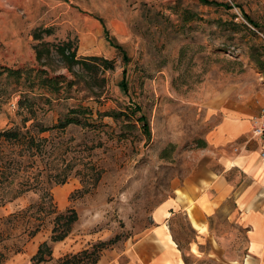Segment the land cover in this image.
<instances>
[{"label":"rangeland","instance_id":"rangeland-1","mask_svg":"<svg viewBox=\"0 0 264 264\" xmlns=\"http://www.w3.org/2000/svg\"><path fill=\"white\" fill-rule=\"evenodd\" d=\"M213 1L230 8L199 0H0V64L40 67L32 35L46 28L51 33L39 41L71 40L78 57L114 63L98 72L101 83L57 58L40 67L68 82L69 91L26 125L36 119L51 127L71 107L91 113L79 115L82 124L43 132L29 126L27 139H0V264H59L97 243L104 246L95 264H128L132 244L167 207L171 180L213 151L205 135L223 112L257 111L264 97V0ZM100 19L127 62L106 40ZM16 99L2 106L0 129L19 124ZM109 111L115 116H101ZM68 209L77 220L52 241L53 217ZM168 223L182 244L192 237L181 214ZM43 242L51 254L35 262Z\"/></svg>","mask_w":264,"mask_h":264},{"label":"crops","instance_id":"crops-1","mask_svg":"<svg viewBox=\"0 0 264 264\" xmlns=\"http://www.w3.org/2000/svg\"><path fill=\"white\" fill-rule=\"evenodd\" d=\"M263 103L223 112L205 135L213 151L171 180L167 207L132 244L128 264H264V142L250 132ZM176 214L192 232L185 244L168 223Z\"/></svg>","mask_w":264,"mask_h":264},{"label":"trees","instance_id":"trees-1","mask_svg":"<svg viewBox=\"0 0 264 264\" xmlns=\"http://www.w3.org/2000/svg\"><path fill=\"white\" fill-rule=\"evenodd\" d=\"M204 4L222 5L230 8L227 3H217L213 0H199ZM245 19L252 26L259 28L258 24L251 19L245 12H243ZM103 26V31L106 40L111 46L116 48L121 55L123 62H127L128 58L126 51L122 45L116 43L109 35L108 30L104 25L103 19H100ZM262 34L264 36V27H262ZM50 34L51 30L36 29L33 31V39L38 42L33 45L35 61L42 67L52 63L54 58L63 66L72 69L78 66L85 71L92 74L93 79L101 83L104 79L98 76V72L102 73L104 70L113 69V60L103 56L90 55L81 56L76 55V46L71 40H64L59 42L39 41L42 34ZM33 65L11 67L0 64V111L2 106L8 103L11 99L16 98V114L21 116L19 124L15 123L10 127L0 129V139L6 141H19L27 139V134L30 132V127H37V132H43L50 128L64 129L73 124H82L79 115L91 113L90 109L83 106L71 107L67 110L63 117L58 118L57 122L51 127H43L39 121L33 119L30 125H26L27 121L32 119L37 110H41L43 105H52V99L57 98L60 91L68 92L69 83L64 86L60 82V76H51L47 69H43ZM120 86L125 89V81L122 80ZM94 96H99L98 91H91ZM55 96V97H52ZM43 100V103H41ZM115 111L102 113L101 116H115ZM118 114V113H117ZM120 114V113H119ZM141 118V117H140ZM143 119V116H142ZM28 143L34 142L33 136L28 137ZM64 179L61 180L63 182ZM77 220V213L74 209H68L65 212H57L53 217V225L51 229V240H62L71 230L73 223ZM104 243H97L90 249H83L77 253L63 258L59 264H95L99 258V253ZM51 246L47 242L39 245L36 253L31 257L35 262L45 260L46 256H50Z\"/></svg>","mask_w":264,"mask_h":264},{"label":"built area","instance_id":"built-area-1","mask_svg":"<svg viewBox=\"0 0 264 264\" xmlns=\"http://www.w3.org/2000/svg\"><path fill=\"white\" fill-rule=\"evenodd\" d=\"M251 138L264 142V103L260 105L258 113L252 117Z\"/></svg>","mask_w":264,"mask_h":264}]
</instances>
